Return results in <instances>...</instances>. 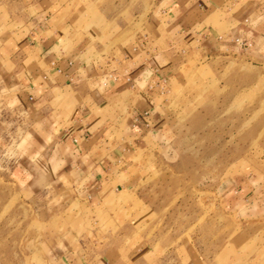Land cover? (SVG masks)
<instances>
[{"label":"crops","instance_id":"0c3cea01","mask_svg":"<svg viewBox=\"0 0 264 264\" xmlns=\"http://www.w3.org/2000/svg\"><path fill=\"white\" fill-rule=\"evenodd\" d=\"M232 1L90 0L93 12L83 0H0V141L16 153L23 192L66 197L60 212L43 207L46 264H226L193 249L168 259L137 230L130 197L135 160L163 137L165 97L215 49L213 16ZM139 29L154 36L114 44L116 31ZM258 185H219V207L258 227L250 240L264 239ZM137 234L145 244L133 247ZM251 246L240 264H264V243Z\"/></svg>","mask_w":264,"mask_h":264},{"label":"rangeland","instance_id":"374dc122","mask_svg":"<svg viewBox=\"0 0 264 264\" xmlns=\"http://www.w3.org/2000/svg\"><path fill=\"white\" fill-rule=\"evenodd\" d=\"M83 3L94 12V2ZM213 20L215 49L185 66L186 77L165 97L163 137L151 138L135 160L142 174L130 211L146 243L163 247L168 259L175 251L185 261L193 249L212 262L240 264L264 239L250 240L258 227L243 226L219 207V185L251 180L264 193V61L256 45L264 46V0H233ZM118 32L114 44L154 36L147 29ZM237 38L252 40V47ZM16 162L11 143L0 141V264H46L41 250L51 228L43 226V207L60 212L66 197L28 196L12 173ZM139 236L133 247L145 244Z\"/></svg>","mask_w":264,"mask_h":264},{"label":"built area","instance_id":"2783aa9c","mask_svg":"<svg viewBox=\"0 0 264 264\" xmlns=\"http://www.w3.org/2000/svg\"><path fill=\"white\" fill-rule=\"evenodd\" d=\"M236 40L240 44V46L244 47L245 49H249L253 45L252 40L247 38H237Z\"/></svg>","mask_w":264,"mask_h":264}]
</instances>
